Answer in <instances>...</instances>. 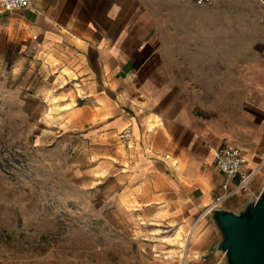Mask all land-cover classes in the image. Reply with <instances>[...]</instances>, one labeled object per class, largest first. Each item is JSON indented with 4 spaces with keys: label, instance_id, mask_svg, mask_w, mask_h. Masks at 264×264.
<instances>
[{
    "label": "crops",
    "instance_id": "0c3cea01",
    "mask_svg": "<svg viewBox=\"0 0 264 264\" xmlns=\"http://www.w3.org/2000/svg\"><path fill=\"white\" fill-rule=\"evenodd\" d=\"M226 1L31 0L26 8H0V33L16 42L18 55L50 71L52 80L73 84V98L61 101L76 113L80 147L71 164L105 182L104 200L130 192L127 201L140 204L131 214L163 210L169 226L187 236L181 264H224L206 216L225 180L214 164L216 147L239 148L242 170L254 172L247 194L218 207L237 210L264 187V0H252L248 10L260 28L249 38L214 28ZM198 57L224 63L201 65ZM212 72L227 79L241 73L236 87L252 106L244 127L214 124L195 110L194 94L186 97L192 84L203 88L192 73Z\"/></svg>",
    "mask_w": 264,
    "mask_h": 264
},
{
    "label": "rangeland",
    "instance_id": "374dc122",
    "mask_svg": "<svg viewBox=\"0 0 264 264\" xmlns=\"http://www.w3.org/2000/svg\"><path fill=\"white\" fill-rule=\"evenodd\" d=\"M225 3L214 28L246 38L259 32L247 18L252 0ZM23 57L0 33V264H181L188 239L162 218L163 210L131 214L140 204L127 201L130 192L104 200L105 182L71 164L80 147L76 113L61 101L73 98V84L67 77L52 80L50 71ZM210 59L224 63L221 57H198L196 63ZM250 59L245 57L246 82ZM227 60L235 65L237 58ZM240 74L192 73L203 88L192 84L186 97L194 94L195 110L214 124L244 127L252 106L236 87Z\"/></svg>",
    "mask_w": 264,
    "mask_h": 264
},
{
    "label": "water",
    "instance_id": "95a60500",
    "mask_svg": "<svg viewBox=\"0 0 264 264\" xmlns=\"http://www.w3.org/2000/svg\"><path fill=\"white\" fill-rule=\"evenodd\" d=\"M218 234L224 264H264V187L237 209L206 213Z\"/></svg>",
    "mask_w": 264,
    "mask_h": 264
},
{
    "label": "built area",
    "instance_id": "2783aa9c",
    "mask_svg": "<svg viewBox=\"0 0 264 264\" xmlns=\"http://www.w3.org/2000/svg\"><path fill=\"white\" fill-rule=\"evenodd\" d=\"M197 5L206 4L212 0H191ZM31 0H0V8L3 10H13L29 7ZM214 164L216 169L225 175V180L221 184L220 192L214 195L212 202L207 208L218 207L227 197L234 195H245L250 191V180L253 171L242 170L245 164V157L237 147L219 145L214 150Z\"/></svg>",
    "mask_w": 264,
    "mask_h": 264
},
{
    "label": "bare ground",
    "instance_id": "6f19581e",
    "mask_svg": "<svg viewBox=\"0 0 264 264\" xmlns=\"http://www.w3.org/2000/svg\"><path fill=\"white\" fill-rule=\"evenodd\" d=\"M67 72V71H66ZM79 89V88H78ZM182 239V238H181ZM181 239H179V238H176V239H174V241L175 242H177V243H180L181 242ZM182 244V243H181ZM183 246V245H182Z\"/></svg>",
    "mask_w": 264,
    "mask_h": 264
}]
</instances>
